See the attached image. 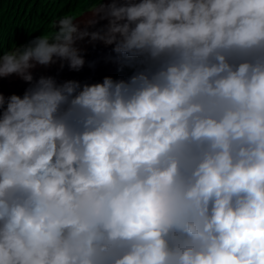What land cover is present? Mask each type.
Listing matches in <instances>:
<instances>
[{"label":"clouds","instance_id":"9594fccd","mask_svg":"<svg viewBox=\"0 0 264 264\" xmlns=\"http://www.w3.org/2000/svg\"><path fill=\"white\" fill-rule=\"evenodd\" d=\"M85 3L0 45V264H264V0Z\"/></svg>","mask_w":264,"mask_h":264},{"label":"trees","instance_id":"16d2710c","mask_svg":"<svg viewBox=\"0 0 264 264\" xmlns=\"http://www.w3.org/2000/svg\"><path fill=\"white\" fill-rule=\"evenodd\" d=\"M85 0H0V45L4 51L26 44L65 14L86 12ZM121 76L120 70H116ZM127 74V72H126Z\"/></svg>","mask_w":264,"mask_h":264},{"label":"rangeland","instance_id":"374dc122","mask_svg":"<svg viewBox=\"0 0 264 264\" xmlns=\"http://www.w3.org/2000/svg\"><path fill=\"white\" fill-rule=\"evenodd\" d=\"M84 13L81 15V19L87 18L86 15H84ZM80 47L85 50L86 61L88 62L96 61L97 62L94 70L88 68L87 64L84 67V69H82L79 72L71 71L68 69L67 66H65L61 70L59 67V64H57L50 68L38 67L33 72L34 77L38 78L41 75H45V76L55 77L58 80V82H63L69 79H75L81 82H88V83L101 81L103 76L105 75H112L113 77H119L118 73H116L118 66L110 64V63H105L103 59L107 55V53L110 52V48H106L101 43H97L95 46H93L92 44H89L87 40L82 42L80 44ZM60 72H62V74ZM126 72L127 71L124 70L121 72L120 75L121 76L126 75ZM5 79L11 83L13 82L12 93L10 92L9 88L2 87L1 84H0V91H2L5 96L11 95V94H17L16 76H12V77L5 78ZM3 82H5V80ZM26 87H27V84L25 83V88ZM22 94H23L22 92L19 93V95H22Z\"/></svg>","mask_w":264,"mask_h":264},{"label":"flooded vegetation","instance_id":"af4514ba","mask_svg":"<svg viewBox=\"0 0 264 264\" xmlns=\"http://www.w3.org/2000/svg\"><path fill=\"white\" fill-rule=\"evenodd\" d=\"M62 74V72H60Z\"/></svg>","mask_w":264,"mask_h":264},{"label":"bare ground","instance_id":"6f19581e","mask_svg":"<svg viewBox=\"0 0 264 264\" xmlns=\"http://www.w3.org/2000/svg\"><path fill=\"white\" fill-rule=\"evenodd\" d=\"M52 75H53V73H52Z\"/></svg>","mask_w":264,"mask_h":264},{"label":"water","instance_id":"95a60500","mask_svg":"<svg viewBox=\"0 0 264 264\" xmlns=\"http://www.w3.org/2000/svg\"><path fill=\"white\" fill-rule=\"evenodd\" d=\"M82 14H83V13H82ZM82 14H81V15H82Z\"/></svg>","mask_w":264,"mask_h":264}]
</instances>
